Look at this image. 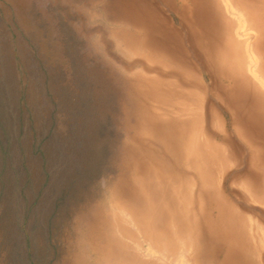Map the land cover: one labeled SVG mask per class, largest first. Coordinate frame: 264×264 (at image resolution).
<instances>
[{"label":"rangeland","instance_id":"rangeland-1","mask_svg":"<svg viewBox=\"0 0 264 264\" xmlns=\"http://www.w3.org/2000/svg\"><path fill=\"white\" fill-rule=\"evenodd\" d=\"M210 1L221 8L220 0ZM180 3L0 0V264H125L127 256L143 264L144 249L135 240L152 250L154 264H222L227 246L203 219L191 234L182 223L180 241L165 213L153 214L150 227L163 244L157 256L136 225L145 210L141 191L155 197L141 178L190 170L171 154L181 130L175 121L186 122L188 109L201 111L204 126L228 138V163L212 156L208 166L223 195L264 232V204L256 193H264V182L255 179L264 167V112L245 85L223 79L206 54L210 40H222L225 27L216 24L226 16L223 6L217 18L205 0L195 6L188 0L184 18ZM194 22H201L203 36L190 28ZM199 48L206 61L199 60ZM253 62L263 72L258 53ZM176 71L181 82L187 71L211 80L203 108L185 88L176 89L177 98ZM23 79L28 86L20 88ZM197 81L190 83L198 93ZM23 105L35 108L33 123L20 121ZM35 139H43V151ZM162 184L169 195L168 181ZM256 257L247 252L242 258L235 249L227 263Z\"/></svg>","mask_w":264,"mask_h":264},{"label":"bare ground","instance_id":"bare-ground-1","mask_svg":"<svg viewBox=\"0 0 264 264\" xmlns=\"http://www.w3.org/2000/svg\"><path fill=\"white\" fill-rule=\"evenodd\" d=\"M180 1L182 5L181 12L183 11L181 14H183L185 18L184 14L188 13L186 12L188 0ZM190 1H194L195 6L197 0ZM205 2L209 4V14H216L217 16V14L221 12L219 10L222 9V6V12L226 14L224 19L221 20L217 16L218 24L216 25L218 26L220 24V27H225L222 31V40L219 42L210 40V46H206L205 48L206 54L210 61L216 65V69L221 74V77L231 81L235 86L239 84L242 88V86L245 85L246 89L257 98L259 110L264 112V93L261 94L259 91H255L259 86L264 88V66L260 65L263 69V72L261 71L262 73L257 65L256 68L252 67L253 57L255 58L257 53L261 56V61H264V50L262 48L264 41V16L261 12L264 9V0H220L221 8L217 6V4L214 6V2L210 0H205ZM194 10L195 9L191 10L192 18L195 16ZM211 16L212 15H210V17ZM198 26H201V22H194L193 26L190 28L197 30V33L203 36L205 32L202 30L203 33ZM201 28H210V26L207 25V27ZM214 43L216 45L215 47H219V49L213 48ZM250 50H252L253 54ZM206 54L203 49L199 48V60L202 62L206 61ZM251 55H253V57H251ZM178 71L175 73V94L178 95L177 98H180L182 94L181 91L176 89L185 88L187 97L196 98L195 100L198 98L200 102L197 104L200 108H203V98L207 95L213 84L211 80H209V83H204L192 72L187 71L185 80L181 82L178 79ZM194 78L198 80L196 85L193 86L199 91L198 93L192 89L190 83ZM233 88L228 92H231ZM200 93L202 94L200 95ZM188 116L189 118L186 122L179 119V121H175L176 129L181 130L178 134H175V147L171 148V154L177 163H185L186 167H189L190 170L178 174L175 173V175L170 178L167 176L162 177L161 175H158L156 179L151 176L141 178L142 180L139 181L140 184L143 187H153V194L155 197L145 190L141 191L144 196H146L143 201L145 210L138 211V221L136 224L135 217L131 213V210L127 208L131 223L140 227L139 229L143 234L144 242H148L151 246L153 245L152 248L156 250L155 255L157 256L163 244L157 241V239L161 241L162 235L160 233L153 235L152 233L150 221L155 217H152L153 214L164 212L166 219H170V227L175 226V237L180 238V241H182L181 238L184 234L180 230V227H183L182 223H184L185 226L189 225L191 234V231L197 232L199 223L202 224L203 219L208 231L213 234L216 239H220L222 244L227 246V254L223 256L222 264H228L227 259L229 258V254L235 249L240 252L242 258L246 257L247 252L257 254V257L255 261L244 259V262L238 263L234 261L233 264H264V259H262L264 256L263 230L260 228L254 229V225L250 218L244 214V211L236 209V207L230 203L229 199L223 195V192L220 190L219 181L217 177H215L212 167L208 166V164L211 163L212 156L214 160L219 157L223 163H228V138L220 133L217 134L210 131L204 126L206 120L201 111L197 112V110L191 111V109H188ZM180 121H182L180 123L181 127L178 125ZM185 123H187V127H184ZM219 124L220 121H218V125ZM238 133L241 135L240 131H238ZM181 138L182 140H180ZM173 148H175V151ZM163 158L162 156L160 161L163 162ZM257 171L258 177L255 179L259 182H264V167H257ZM241 176L242 175L238 177L241 178ZM164 180L168 181V186L171 190L169 195H167L164 185L162 184ZM196 186L197 189H195ZM256 193L259 194L257 195L259 197L258 199L264 204V193ZM146 226L150 229L145 230ZM174 233H170L171 237ZM255 233L261 235L260 243L258 242L259 237H256ZM135 243L136 248L138 247L140 251L144 249V252H140L138 261L143 264L148 262L154 264L155 258H149V255H153L152 250H149L148 246L146 248H144V246L140 247L137 240H135ZM158 243L160 246H158ZM177 243H175V245ZM191 249L192 245L190 244L189 251H191ZM172 254L175 253L172 252ZM180 260L182 261V259ZM188 261L191 263L192 258ZM174 263L178 264V259L175 260ZM125 264H133L129 263L128 256L126 257Z\"/></svg>","mask_w":264,"mask_h":264},{"label":"trees","instance_id":"trees-1","mask_svg":"<svg viewBox=\"0 0 264 264\" xmlns=\"http://www.w3.org/2000/svg\"><path fill=\"white\" fill-rule=\"evenodd\" d=\"M24 81V79H23ZM18 86L21 88V87H27L28 85L24 82H22L21 80L18 81ZM27 85V86H26ZM23 98V97H22ZM40 104H43V103H37V105H40ZM36 105V106H37ZM35 109V108H34ZM34 109H30L29 107H24V105L21 107V111H20V116H21V119L20 121L22 123H26L27 122H30V123H33L34 122V119L36 117H38V115L36 116V114L32 113ZM37 121V120H36ZM35 137V135H34ZM42 141L43 139H40L39 141H37V139H35V149L36 150H39L41 149V151H43V148H42ZM45 152V150H44ZM46 158V159H45ZM45 158H43V160L41 161V163H43L44 165L46 164L48 158L45 156Z\"/></svg>","mask_w":264,"mask_h":264}]
</instances>
